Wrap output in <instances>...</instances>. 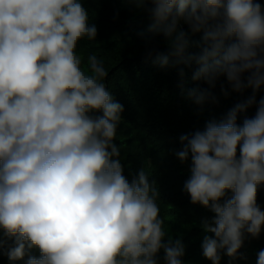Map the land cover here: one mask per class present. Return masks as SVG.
<instances>
[{"label": "clouds", "instance_id": "9594fccd", "mask_svg": "<svg viewBox=\"0 0 264 264\" xmlns=\"http://www.w3.org/2000/svg\"><path fill=\"white\" fill-rule=\"evenodd\" d=\"M146 12L148 33L163 35L169 52L161 67L196 65L187 96L203 106L220 77L231 90L252 95L219 121L181 135L183 163L191 157L184 191L215 213L202 228V255L211 264L246 259L247 236L258 238L264 210V6L254 0H134ZM192 33L200 51L188 53ZM144 35L143 33L141 34ZM96 40L97 27L81 0H0V251L25 264H184L185 245L163 228L158 190L143 168L124 176L114 143L123 106L102 82V58L87 57L78 42ZM223 95L228 92L221 85ZM256 105L255 115L240 113ZM102 112V115H95ZM239 147V157L237 149ZM231 190L232 195L226 196ZM211 234V235H209ZM167 237V239H165ZM11 241V243H9ZM38 249L40 255L32 254ZM256 264H264V249Z\"/></svg>", "mask_w": 264, "mask_h": 264}, {"label": "trees", "instance_id": "16d2710c", "mask_svg": "<svg viewBox=\"0 0 264 264\" xmlns=\"http://www.w3.org/2000/svg\"><path fill=\"white\" fill-rule=\"evenodd\" d=\"M254 2L264 6V0ZM81 3L89 13V25L97 27V37L96 40L82 38L76 52L82 56V67L86 71L88 55L96 54L102 58L107 71L102 82L123 106L122 122L114 139L120 148L123 174L129 182L141 168L148 174L159 192L156 202L164 230L173 239L181 238L185 245L184 264H211L202 255L205 235L202 222L205 219L211 222L215 213L200 204H193L190 195L184 191V182L191 175V157L183 163L177 158L176 152L183 147L179 138L202 131L210 120L224 118L237 103L252 95V89L234 92L226 78L220 77L215 88L210 89L216 102L209 100L203 106L195 104L188 98V90L209 86L203 80L192 79L195 64L184 68L183 77L171 58L168 66L161 67L158 55L169 52L165 38L148 33L152 21L146 12L135 7L134 0H81ZM181 27L188 33V53L197 54L203 33H192L186 24ZM221 85L228 92L227 96L223 95ZM261 98H264V86L256 92L257 102ZM255 112L256 105H253L246 113L238 114L237 124H242L245 116L253 117ZM94 114L102 115V112ZM231 195V190H227L226 196ZM257 204L264 210V185L258 186ZM2 237L3 230H0ZM261 249H264V226L258 238L247 236L245 239L239 251L246 259L230 260L222 255L221 264H256ZM32 254L40 255L38 249H33ZM157 259L158 264H165L162 249ZM26 260L27 256L24 260L10 261L0 251V264H25Z\"/></svg>", "mask_w": 264, "mask_h": 264}]
</instances>
